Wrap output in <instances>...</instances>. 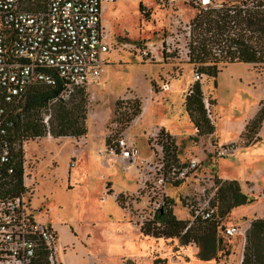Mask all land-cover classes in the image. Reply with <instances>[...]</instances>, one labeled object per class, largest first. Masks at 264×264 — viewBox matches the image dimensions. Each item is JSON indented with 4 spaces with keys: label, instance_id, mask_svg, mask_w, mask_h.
<instances>
[{
    "label": "rangeland",
    "instance_id": "374dc122",
    "mask_svg": "<svg viewBox=\"0 0 264 264\" xmlns=\"http://www.w3.org/2000/svg\"><path fill=\"white\" fill-rule=\"evenodd\" d=\"M199 5V0L103 4L102 24L111 50L98 82L85 90L87 132L79 139L46 133L24 144L25 165L34 176L31 202L37 219L57 229L65 226L84 244L90 241L101 264H214L200 259L194 245L144 236L140 225L151 220L164 196L174 200L177 218L192 220V206H212L215 176L237 180L241 191L254 199L222 218L223 231L234 229L229 237L219 231L231 254L226 264L238 263L246 229L253 219L264 216V122L258 133L240 135L263 99L264 64H229L215 79L216 86L213 78L199 79L215 132L197 136L184 99L195 81V65L185 53L189 24ZM166 40L171 53L166 52ZM164 82L171 84L169 91H161ZM129 100H138L146 110L126 127L123 123L133 113V108L123 112ZM45 115L42 112L41 117ZM161 128L174 135L178 166L199 162L179 186L170 176L156 185L158 173L144 162L154 160L151 133ZM121 136L138 151L133 163L105 152ZM231 143L236 147L219 157L216 148ZM58 234L62 237L63 230L58 229Z\"/></svg>",
    "mask_w": 264,
    "mask_h": 264
},
{
    "label": "built area",
    "instance_id": "2783aa9c",
    "mask_svg": "<svg viewBox=\"0 0 264 264\" xmlns=\"http://www.w3.org/2000/svg\"><path fill=\"white\" fill-rule=\"evenodd\" d=\"M114 1L0 0V264H60L58 257L64 247L58 232L51 223L37 219L32 206L34 176L27 171L24 154L18 155L24 145L15 134L17 116L22 117V99L34 85H54L62 79L65 84L59 96L66 99L76 88L87 89L98 82L111 50L100 11L103 4ZM216 1L199 0V6ZM165 43L166 52L171 53L169 40ZM185 55L188 59L187 52ZM194 79L200 76L195 73ZM161 89L167 90L168 82ZM186 92L191 93L190 87ZM48 119L49 115L43 117L47 128ZM158 134L152 136L154 160L144 159L159 175L156 185L168 176L173 181L184 180L199 162L165 168ZM235 147V143L217 147V155L225 156ZM105 152L130 163L138 156L134 144L124 136ZM191 210L192 219H210L217 207L207 204ZM224 233L232 236L234 229L225 228Z\"/></svg>",
    "mask_w": 264,
    "mask_h": 264
},
{
    "label": "trees",
    "instance_id": "16d2710c",
    "mask_svg": "<svg viewBox=\"0 0 264 264\" xmlns=\"http://www.w3.org/2000/svg\"><path fill=\"white\" fill-rule=\"evenodd\" d=\"M218 1L220 2L217 4L213 2L207 6L196 7V16L189 24L191 34L187 51L189 63L195 65V73L200 78H213L215 86L218 74L229 64H264V0ZM139 7L141 10L143 6L140 4ZM64 84L62 79H57L54 85L37 84L26 92L22 99V117L17 116L15 131L21 145L27 140L43 137L48 132L54 138L75 139L81 138L87 132L86 88H76L68 98L63 99L59 95ZM190 89L191 93L185 96L184 107L196 129V135H212L215 125L207 115L200 80H195ZM208 101L214 104L213 99L209 98ZM118 104L115 115L118 114ZM124 108L123 112L133 108L132 115L123 123L127 127L141 114L142 108L138 100L126 101ZM42 112L50 115L48 128L43 123ZM263 122L264 99L261 100L254 117L245 124L241 136L258 133ZM158 135L163 147L165 168H181V165L178 166L176 145L171 135L163 128ZM23 154L24 150L19 149V157ZM18 171H21V165L18 166ZM182 182L183 180H176L175 185L179 186ZM214 184L212 206L217 207V212L212 218L179 219L172 210L174 200L164 196L151 220L140 225V232L144 236L155 238H176L181 246L195 244L199 249L200 259L214 260L217 263L224 261L225 264L231 254L227 243L219 236V231H223L222 218L229 216L235 207L251 203L254 199L241 191L237 180H223L215 176ZM16 186L20 191L21 184ZM121 197L122 195L117 202H121ZM190 211L192 217L191 208ZM241 264H264V216L253 219L245 231Z\"/></svg>",
    "mask_w": 264,
    "mask_h": 264
},
{
    "label": "crops",
    "instance_id": "0c3cea01",
    "mask_svg": "<svg viewBox=\"0 0 264 264\" xmlns=\"http://www.w3.org/2000/svg\"><path fill=\"white\" fill-rule=\"evenodd\" d=\"M100 19H101V24H102V8L100 11ZM102 26H103V24H102ZM246 65L248 67V65H250V64H246ZM170 89H171V84H169V82H168V89L167 90L161 89V91L166 92V91H169ZM263 99H264V96H263ZM145 110H146V108L144 105V107H142L141 114L137 118H135L133 120V122L137 121L138 119H141V117L145 113ZM244 127H245V124L243 126V129H244ZM165 131L170 133V135L174 136L173 134H171V132L169 130H165ZM157 132H158V130H155L154 132H152L151 137ZM221 179H223V178H221ZM223 180H226V179H223ZM58 229L63 230V236L62 237L59 236V239H60V243H61L62 247H64V251H62L58 257L60 264H101L99 261V256L96 255L94 247L90 241L87 240V244H84L76 236H74L72 232L67 230L65 228V226H63V225L58 226ZM58 229L56 228L57 232H58ZM190 245H194L195 247H197L195 244H190ZM72 246H74V247H72ZM188 246L189 245H187L186 247H188ZM242 249H243V245H242L239 257L237 259V261H238L237 264H241ZM135 258H137V257H135ZM230 261H231V259L229 258V260H226V263H229ZM213 262H214V264H224V261H220L217 263L216 261L213 260ZM131 264H132V261H131Z\"/></svg>",
    "mask_w": 264,
    "mask_h": 264
}]
</instances>
